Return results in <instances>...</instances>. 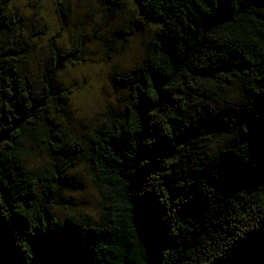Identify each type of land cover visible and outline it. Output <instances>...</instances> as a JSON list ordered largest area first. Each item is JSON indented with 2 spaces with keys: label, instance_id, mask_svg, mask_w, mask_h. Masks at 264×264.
Here are the masks:
<instances>
[{
  "label": "trees",
  "instance_id": "1",
  "mask_svg": "<svg viewBox=\"0 0 264 264\" xmlns=\"http://www.w3.org/2000/svg\"><path fill=\"white\" fill-rule=\"evenodd\" d=\"M11 1L0 0V264H264V0H138L133 27H162L116 80L125 107L85 148L54 117L72 57L52 39L33 64ZM27 137L58 156L47 172L13 154ZM81 157L99 220L54 212Z\"/></svg>",
  "mask_w": 264,
  "mask_h": 264
},
{
  "label": "rangeland",
  "instance_id": "2",
  "mask_svg": "<svg viewBox=\"0 0 264 264\" xmlns=\"http://www.w3.org/2000/svg\"><path fill=\"white\" fill-rule=\"evenodd\" d=\"M9 11L20 19L25 38L35 40L33 64L48 57L52 39L72 57L60 74L66 99L54 117L58 129L85 148L104 124L105 114L125 107L128 91L116 80L142 64L162 24L133 27L142 14L138 0H12ZM231 98L239 102L240 92ZM26 139L13 152L26 168L45 173L59 161L43 143L33 146L32 138ZM66 180L69 186L55 201L56 216L72 212L99 220L101 197L84 158L70 167Z\"/></svg>",
  "mask_w": 264,
  "mask_h": 264
}]
</instances>
